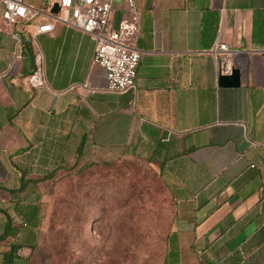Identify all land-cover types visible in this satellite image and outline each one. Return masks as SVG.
I'll list each match as a JSON object with an SVG mask.
<instances>
[{
  "label": "crops",
  "instance_id": "0c3cea01",
  "mask_svg": "<svg viewBox=\"0 0 264 264\" xmlns=\"http://www.w3.org/2000/svg\"><path fill=\"white\" fill-rule=\"evenodd\" d=\"M26 1L42 13L20 24L22 46L0 0V237L11 224L0 264L13 244L22 248L12 264H29L40 179L66 160L158 174L173 205L165 264H264V0H136L141 58L125 92L108 90L90 36L61 23L39 31L59 0ZM127 14L114 0L112 23ZM220 44L239 87L219 85ZM38 59L45 82L34 87Z\"/></svg>",
  "mask_w": 264,
  "mask_h": 264
},
{
  "label": "rangeland",
  "instance_id": "374dc122",
  "mask_svg": "<svg viewBox=\"0 0 264 264\" xmlns=\"http://www.w3.org/2000/svg\"><path fill=\"white\" fill-rule=\"evenodd\" d=\"M59 165L38 176L43 216L29 264H165L173 205L158 174L132 161L109 164L108 174L95 163Z\"/></svg>",
  "mask_w": 264,
  "mask_h": 264
},
{
  "label": "built area",
  "instance_id": "2783aa9c",
  "mask_svg": "<svg viewBox=\"0 0 264 264\" xmlns=\"http://www.w3.org/2000/svg\"><path fill=\"white\" fill-rule=\"evenodd\" d=\"M127 16L117 25L112 23L114 0H59L58 14L51 13V19L40 26V32H49L56 23L79 30L90 36L96 43L94 62L106 72L108 90L125 92L136 86L141 52L136 48L134 38L139 30L141 14L136 0H125ZM2 18L6 30L23 46L22 22L35 20L42 12L26 0H1ZM220 60L218 74H230L232 55L227 44H220L212 50ZM32 86L44 85L41 60L36 71L29 77Z\"/></svg>",
  "mask_w": 264,
  "mask_h": 264
},
{
  "label": "water",
  "instance_id": "95a60500",
  "mask_svg": "<svg viewBox=\"0 0 264 264\" xmlns=\"http://www.w3.org/2000/svg\"><path fill=\"white\" fill-rule=\"evenodd\" d=\"M59 10H60V4L59 2H55L51 10V13L58 14ZM240 84H241V74H240V70L237 68H233L230 74L219 75V85L221 87H239Z\"/></svg>",
  "mask_w": 264,
  "mask_h": 264
},
{
  "label": "trees",
  "instance_id": "16d2710c",
  "mask_svg": "<svg viewBox=\"0 0 264 264\" xmlns=\"http://www.w3.org/2000/svg\"><path fill=\"white\" fill-rule=\"evenodd\" d=\"M11 224L8 225L6 232L1 236V237H5L9 234V228H10ZM0 237V238H1ZM22 248V246L20 244H13L10 250V253L7 255V263L8 264H12L15 260L16 257H18V251Z\"/></svg>",
  "mask_w": 264,
  "mask_h": 264
}]
</instances>
